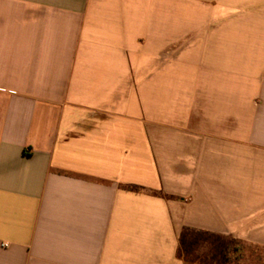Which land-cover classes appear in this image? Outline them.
I'll return each instance as SVG.
<instances>
[{"label":"crops","instance_id":"obj_1","mask_svg":"<svg viewBox=\"0 0 264 264\" xmlns=\"http://www.w3.org/2000/svg\"><path fill=\"white\" fill-rule=\"evenodd\" d=\"M186 228L264 264V0H0V264H219Z\"/></svg>","mask_w":264,"mask_h":264},{"label":"rangeland","instance_id":"obj_2","mask_svg":"<svg viewBox=\"0 0 264 264\" xmlns=\"http://www.w3.org/2000/svg\"><path fill=\"white\" fill-rule=\"evenodd\" d=\"M236 247L237 245L234 247L233 240L228 236L205 234L190 229L185 232L181 254L187 255L189 260L192 261L205 259L219 264L252 263L251 258L249 259L251 256L242 249L243 246H238L239 250L234 254L233 251ZM231 253L234 254V260H228L227 258Z\"/></svg>","mask_w":264,"mask_h":264},{"label":"trees","instance_id":"obj_3","mask_svg":"<svg viewBox=\"0 0 264 264\" xmlns=\"http://www.w3.org/2000/svg\"><path fill=\"white\" fill-rule=\"evenodd\" d=\"M188 230H190V228H186L184 231H183V235H182V238L184 239V236H185V232H187ZM182 246H183V243H181V249H182ZM182 251L180 250V253Z\"/></svg>","mask_w":264,"mask_h":264},{"label":"built area","instance_id":"obj_4","mask_svg":"<svg viewBox=\"0 0 264 264\" xmlns=\"http://www.w3.org/2000/svg\"><path fill=\"white\" fill-rule=\"evenodd\" d=\"M5 246H8V243H4Z\"/></svg>","mask_w":264,"mask_h":264}]
</instances>
